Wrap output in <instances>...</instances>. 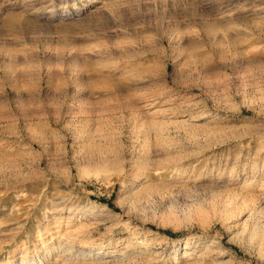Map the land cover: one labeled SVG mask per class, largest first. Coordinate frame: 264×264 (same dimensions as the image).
I'll list each match as a JSON object with an SVG mask.
<instances>
[{"label": "rangeland", "instance_id": "1", "mask_svg": "<svg viewBox=\"0 0 264 264\" xmlns=\"http://www.w3.org/2000/svg\"><path fill=\"white\" fill-rule=\"evenodd\" d=\"M23 258L264 264V0H0V264Z\"/></svg>", "mask_w": 264, "mask_h": 264}, {"label": "bare ground", "instance_id": "2", "mask_svg": "<svg viewBox=\"0 0 264 264\" xmlns=\"http://www.w3.org/2000/svg\"><path fill=\"white\" fill-rule=\"evenodd\" d=\"M27 263V262H26ZM17 264H25V258L21 259V262L17 263ZM31 264H37L36 261H34L33 263Z\"/></svg>", "mask_w": 264, "mask_h": 264}]
</instances>
